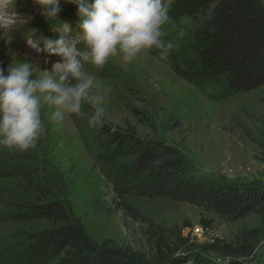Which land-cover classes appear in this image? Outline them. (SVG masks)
<instances>
[{"label": "rangeland", "instance_id": "374dc122", "mask_svg": "<svg viewBox=\"0 0 264 264\" xmlns=\"http://www.w3.org/2000/svg\"><path fill=\"white\" fill-rule=\"evenodd\" d=\"M15 12L17 23L8 34L23 29L24 20L28 25L35 17H43L35 0H25ZM73 14L66 13L64 20L70 23L75 35H80L77 11ZM164 27L167 33L164 39L175 45L167 59L162 60L160 50L153 48L142 52L128 65L115 57L103 68L85 66L108 89L107 93L100 89L106 110L104 125L112 129L129 126L141 137L177 147L193 165L197 178L239 189L252 185L264 188V85L249 93L226 94L223 87L214 84L186 81L180 76V64L185 56L196 58L192 37L196 25L181 17ZM31 29L28 27L27 31ZM11 40L0 43V47L9 45ZM1 50L0 54L6 57L0 59V66L4 68L10 65V58L38 62L41 70L51 69L52 64L44 63V59L22 58L10 49ZM53 110L42 109L46 132L29 149L30 154L20 155L26 161L14 162L12 157L16 158L17 151L0 146V219L10 212L5 190L11 187V179L5 173L24 164L46 170L61 182V200L69 205L95 244L109 240L121 248L149 254V224L168 232L180 230L182 237L194 246L214 241L233 243L252 230L258 232L252 243L253 254L238 263L263 264L264 226L255 216L228 220L200 207L142 197H126L127 209L122 207L97 159L93 139L99 126L92 127L86 116L74 114L56 123L49 119ZM84 111L91 114L92 109L85 105ZM130 210L149 223L135 218ZM5 226L0 223L1 264L19 252L18 236L27 232ZM197 227L203 231L201 238L192 235ZM210 257L216 263L225 260L214 254Z\"/></svg>", "mask_w": 264, "mask_h": 264}, {"label": "trees", "instance_id": "16d2710c", "mask_svg": "<svg viewBox=\"0 0 264 264\" xmlns=\"http://www.w3.org/2000/svg\"><path fill=\"white\" fill-rule=\"evenodd\" d=\"M169 16L170 21L187 17L196 25L192 32L196 58L185 56L179 62L186 81L214 84L226 94L249 93L264 85V0H174ZM93 144L105 178L126 209V197L164 199L228 220L252 215L264 226V188L239 189L197 178L177 147L141 137L129 126L112 129L103 124ZM27 154L29 150L17 151L12 160L22 163L27 159L20 155ZM5 174L11 179L5 190L10 212L0 223L27 231L18 236L19 252L5 264H240L253 254L258 232L252 230L233 243L194 246L180 230L168 232L149 224V254L109 240L95 244L61 200V182L55 176L24 164ZM211 254L225 260L216 263Z\"/></svg>", "mask_w": 264, "mask_h": 264}, {"label": "clouds", "instance_id": "9594fccd", "mask_svg": "<svg viewBox=\"0 0 264 264\" xmlns=\"http://www.w3.org/2000/svg\"><path fill=\"white\" fill-rule=\"evenodd\" d=\"M14 0H0V30H10L17 23ZM77 6L80 35H71L67 22L56 39L44 37L26 40L36 53L51 63L41 70L38 62L28 60L0 66V146L20 152L34 148L46 132L42 109H54L50 120L62 123L66 116H86L92 127L103 126L104 95L107 93L86 65L103 68L111 58L124 65L142 52L160 50L167 59L175 47L165 40V25L174 0H35L45 19L59 18L61 4ZM57 57L51 61V57ZM85 105L92 109L84 111Z\"/></svg>", "mask_w": 264, "mask_h": 264}, {"label": "built area", "instance_id": "2783aa9c", "mask_svg": "<svg viewBox=\"0 0 264 264\" xmlns=\"http://www.w3.org/2000/svg\"><path fill=\"white\" fill-rule=\"evenodd\" d=\"M192 235H194L196 238H201L203 236V231L199 227L194 228L192 231Z\"/></svg>", "mask_w": 264, "mask_h": 264}, {"label": "bare ground", "instance_id": "6f19581e", "mask_svg": "<svg viewBox=\"0 0 264 264\" xmlns=\"http://www.w3.org/2000/svg\"><path fill=\"white\" fill-rule=\"evenodd\" d=\"M1 58H6V57H4L3 55L0 54V59H1ZM17 59H18V58H17ZM9 61H10V62H8V64H14L15 62H18L17 60L15 61V59L13 60V59H10V58H9Z\"/></svg>", "mask_w": 264, "mask_h": 264}]
</instances>
